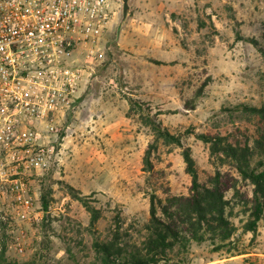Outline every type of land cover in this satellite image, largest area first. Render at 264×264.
<instances>
[{
    "label": "rangeland",
    "instance_id": "obj_1",
    "mask_svg": "<svg viewBox=\"0 0 264 264\" xmlns=\"http://www.w3.org/2000/svg\"><path fill=\"white\" fill-rule=\"evenodd\" d=\"M121 19L122 5L103 34V57L57 122L55 152L33 179L26 217L13 197H0L9 217L0 223L8 264H104L95 242L123 253L142 248L153 201L157 215L172 220L164 209L189 196L191 180L175 145H160L153 170L145 169L150 118L188 135L202 184L217 171L239 175L230 157L195 134L225 137L249 167L264 171V112H250L264 107V0H130ZM238 187L252 197L247 180ZM226 195L238 203L233 190ZM249 205L227 210L231 235L212 230L200 242H174L166 260L264 264V213L255 234L244 231ZM91 208L99 212L94 225Z\"/></svg>",
    "mask_w": 264,
    "mask_h": 264
},
{
    "label": "built area",
    "instance_id": "obj_2",
    "mask_svg": "<svg viewBox=\"0 0 264 264\" xmlns=\"http://www.w3.org/2000/svg\"><path fill=\"white\" fill-rule=\"evenodd\" d=\"M121 5L0 0V197H13L22 217L32 207L33 179L55 152L57 122L103 57V34ZM8 218L0 208V223Z\"/></svg>",
    "mask_w": 264,
    "mask_h": 264
},
{
    "label": "trees",
    "instance_id": "obj_3",
    "mask_svg": "<svg viewBox=\"0 0 264 264\" xmlns=\"http://www.w3.org/2000/svg\"><path fill=\"white\" fill-rule=\"evenodd\" d=\"M250 112L263 115L264 107H252ZM149 126L154 135L144 155L145 169L153 170V157L160 145H175L181 148L185 170L191 180L190 194L188 197L174 200L177 204L175 210L172 207L164 209L165 214L172 219L169 223L157 215L154 201L152 202L151 220L147 225L148 234L142 248L123 253L121 248L117 249L112 243L95 242L97 251L102 254L104 264H161L164 260L163 264H172L166 260V251L172 248L174 242L178 241L183 245L190 244L191 240L200 242L205 239V234L212 230H220L221 234L226 232L227 236L231 235L235 229L228 218L227 210H232L237 206H246V204H250L248 207L250 213L243 229L255 234L264 213V171L249 167L244 153L234 147L225 137L195 134V137L208 145L213 153L223 152L225 156L230 157L236 163L235 168L239 175L237 179L217 171L212 181L202 184L199 181L192 150L186 144L188 135L170 132L157 118H150ZM240 178L252 185L251 198L246 195L242 197L241 188L238 187ZM230 190L234 191L238 200L236 205L232 203V199L227 198L226 194ZM86 206L88 207L87 204ZM89 211L91 212L90 222L94 225L99 218V212L93 208ZM191 212L196 214L195 220ZM3 253L0 251V264H8Z\"/></svg>",
    "mask_w": 264,
    "mask_h": 264
},
{
    "label": "water",
    "instance_id": "obj_4",
    "mask_svg": "<svg viewBox=\"0 0 264 264\" xmlns=\"http://www.w3.org/2000/svg\"><path fill=\"white\" fill-rule=\"evenodd\" d=\"M130 12V0H122V19L121 25L124 24Z\"/></svg>",
    "mask_w": 264,
    "mask_h": 264
}]
</instances>
